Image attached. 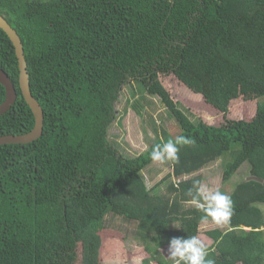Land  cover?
Masks as SVG:
<instances>
[{
    "label": "trees",
    "instance_id": "1",
    "mask_svg": "<svg viewBox=\"0 0 264 264\" xmlns=\"http://www.w3.org/2000/svg\"><path fill=\"white\" fill-rule=\"evenodd\" d=\"M0 14L21 36L45 117L38 139L0 145V264H103L105 234L140 242L130 260L175 264L179 258L162 249L206 229L205 213L187 202H204L199 172L221 159L226 179L249 163L262 181H243L226 194L232 215L224 226L208 218L214 243L205 259L264 264V0H0ZM0 66L18 92L0 114V135L27 133L35 115L22 94L15 46L1 28ZM171 74L223 121L185 111L161 81ZM131 82L158 96L180 130L172 134L153 118L157 137L137 155L109 138ZM6 95L0 82V104ZM239 98L257 100L251 119L230 116ZM178 137L192 143L178 144V160H169L166 178L176 179L168 194H154L143 171L157 145ZM111 215L125 228L109 225Z\"/></svg>",
    "mask_w": 264,
    "mask_h": 264
},
{
    "label": "rangeland",
    "instance_id": "2",
    "mask_svg": "<svg viewBox=\"0 0 264 264\" xmlns=\"http://www.w3.org/2000/svg\"><path fill=\"white\" fill-rule=\"evenodd\" d=\"M161 81L174 99L178 101L179 105L195 118L202 117L210 123L223 121L225 115L220 110L210 106L204 101L201 94L193 92L175 75H162ZM116 108L117 118L109 131V138L126 154H140L156 139L157 131L151 122L153 118L159 126H164L172 134L176 135L180 132L179 124L168 108L161 102L160 98L150 95L137 82L134 84L131 82L124 87ZM257 108V100L246 101L243 98H239L232 102V109L229 114L231 117L251 119L256 115ZM160 132L161 128H159ZM172 172L169 160L165 159L163 163L153 162L143 171V175L150 189L156 187L154 194L162 195L168 194L169 185L176 179L174 177L166 178ZM199 173L204 178L202 185L212 191H220L224 194L232 192L243 181L252 179L262 181L252 173L249 163H245L229 179H226L224 177L225 170L222 159L207 166ZM259 206L264 215V204ZM107 223L116 225V227L114 226L115 228H125V225L121 223V219L112 215ZM204 227L210 229L214 226L208 223L204 224ZM206 229L200 231L198 238L204 243L205 247H209L214 243V240L207 236L205 233ZM105 236L107 237V242L103 247V264H144L142 259L133 261L128 258L131 255L130 251H133L134 248H137V244H140L134 237L123 243L113 239L114 237L111 235L105 234ZM113 249H116L117 252L118 250L120 251V259L116 258L117 253L113 252ZM162 252L170 256L169 249H162ZM122 256L123 258H121Z\"/></svg>",
    "mask_w": 264,
    "mask_h": 264
},
{
    "label": "clouds",
    "instance_id": "3",
    "mask_svg": "<svg viewBox=\"0 0 264 264\" xmlns=\"http://www.w3.org/2000/svg\"><path fill=\"white\" fill-rule=\"evenodd\" d=\"M188 143H192V141L178 137L175 141L169 140L162 145H157L151 153V159L154 162L161 163L165 159L178 160L177 153L179 149L177 145ZM197 191L200 193L204 202L193 198L187 203L194 205L205 213L201 217V223L207 224L209 217L217 225L227 223L232 215L231 198L220 191H212L204 185L197 187ZM188 194L192 195V192L189 191ZM169 253L172 258H179L175 261V264H181V261H186L187 264H214L212 259H205L208 255L207 248L196 236L188 239L173 238Z\"/></svg>",
    "mask_w": 264,
    "mask_h": 264
},
{
    "label": "water",
    "instance_id": "4",
    "mask_svg": "<svg viewBox=\"0 0 264 264\" xmlns=\"http://www.w3.org/2000/svg\"><path fill=\"white\" fill-rule=\"evenodd\" d=\"M0 28L3 29L11 41L13 42L16 54L19 59V67H20V87L22 90V94L26 99L27 103L30 105L31 109L35 115V126L34 128L23 134H6L0 135V145L7 143H28L34 141L41 137L44 131V110L38 101V99L33 95L31 89V80L30 73L28 69V62L25 55V48L21 36L17 32V30L10 24V22L0 14ZM0 82L6 88V100L0 104V114H4L9 111L12 106L16 103L18 98L17 88L8 75L7 72L0 66Z\"/></svg>",
    "mask_w": 264,
    "mask_h": 264
},
{
    "label": "crops",
    "instance_id": "5",
    "mask_svg": "<svg viewBox=\"0 0 264 264\" xmlns=\"http://www.w3.org/2000/svg\"><path fill=\"white\" fill-rule=\"evenodd\" d=\"M208 236V235H207Z\"/></svg>",
    "mask_w": 264,
    "mask_h": 264
}]
</instances>
